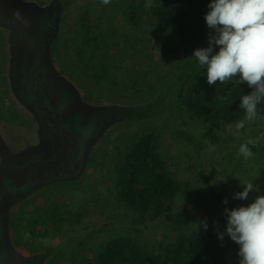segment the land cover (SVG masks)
<instances>
[{
  "label": "rangeland",
  "instance_id": "rangeland-1",
  "mask_svg": "<svg viewBox=\"0 0 264 264\" xmlns=\"http://www.w3.org/2000/svg\"><path fill=\"white\" fill-rule=\"evenodd\" d=\"M23 1L59 12L57 35L50 44V59L54 72L71 83L86 109L150 108L151 111L142 118L121 111L119 118L99 134L86 168L78 178L45 185L12 204L5 219L10 249L28 262L41 258L40 264H67L63 258L69 257V248L91 231H97L94 236L105 242L110 235L122 233L127 236L140 229L142 243L159 250L163 235L169 234L168 240L176 236L167 227L168 214L194 209L197 216L187 230L196 228L193 223L207 219V229H216L215 225L220 229L214 233V239L223 252L224 264H239L238 245L227 236L221 241L217 233L225 229L224 208H234L232 203L237 200L233 195L243 190L242 181H253L255 185L248 202L264 193V180L257 182L264 170V156L254 154L245 159L239 154L240 145L248 141H252L250 145L264 147V124H261L264 107L256 120L242 119L240 122L244 127L239 130L235 125L222 126L216 131L195 129L194 120L179 109L177 92L187 74L198 64L192 59L175 68L179 47L158 36L153 26L155 20L144 13L140 0H110L108 4L102 0ZM125 19L133 21L134 25L128 28ZM82 25L102 36L104 45L98 50L90 47L81 54L76 53L72 49L73 39L81 40L85 33ZM8 33L0 28V139L9 150L7 158L28 151L38 142L39 136L34 116L21 104L16 97L18 90L11 85L12 54L8 48ZM104 52L108 56L114 55L115 62L127 69L125 79L118 85L113 84L114 78L97 81L93 77L96 67L89 59L93 54L102 56ZM154 130L164 133L163 153L182 156L190 167L191 177L202 181L201 171L211 170L204 157L212 150L221 154L218 160L222 162L223 173L216 171L207 177L223 199H228V205H220L204 192L206 198L201 202L188 198L169 207L161 216L152 219L147 215L143 221L118 201L114 184L109 181L106 164L110 158L105 156L106 153L119 149L120 139L125 134L142 136ZM233 140L236 143H232ZM231 152L235 158L227 155ZM171 173L176 175L177 171L172 169ZM255 176L257 178L253 179ZM241 202L238 200V206ZM50 203L72 212L80 209L81 220L73 226L47 223V236L36 237L28 225L33 214ZM44 232L41 229L40 234Z\"/></svg>",
  "mask_w": 264,
  "mask_h": 264
},
{
  "label": "trees",
  "instance_id": "trees-1",
  "mask_svg": "<svg viewBox=\"0 0 264 264\" xmlns=\"http://www.w3.org/2000/svg\"><path fill=\"white\" fill-rule=\"evenodd\" d=\"M209 2L140 0L144 13L155 20L153 26L158 36L179 47L175 68L194 59L191 56L195 49L205 47L209 30L204 15ZM125 23L128 28L134 25L127 19ZM82 27L85 33L81 40L73 39L75 44L72 49L76 53L81 54L90 47L98 50L104 45L102 36L94 34L88 26ZM89 63L96 67L93 77L97 81L114 78L113 84L118 85L125 79L126 67L117 64L112 54H93ZM249 91L247 84L239 83L238 78L224 84L217 82L216 85H209L206 70L198 65L179 87L177 100L182 113L194 120L195 129L216 131L222 126L236 125L245 118V112L240 108V97ZM149 109L114 108L118 112L128 111L129 116L137 118L148 116ZM261 124H264V118ZM120 142L119 149L105 155L110 158L106 164L109 181L114 184L118 201L143 221L147 215L152 219L161 216L169 207L188 198L201 202L206 198L204 192L224 205L222 194L215 190L205 170L201 171L203 181L191 177L190 167L182 156L163 153L165 138L162 131L154 130L142 136L125 134ZM249 147L253 155L264 156V147ZM172 169L177 171L176 175L171 173ZM81 216L80 209L72 212L50 203L33 214L28 227L34 236L45 237L47 223L73 226L81 220ZM196 216L194 209L168 214L167 227L176 236L168 240L170 235H163L159 250L142 243L140 229L127 236L122 233L110 235L105 242L94 236L97 231H91L69 248L70 255L63 260L67 264H224L223 252L214 239V233L220 231L216 225V229L204 230L200 227L198 231L196 228L187 230ZM41 229L45 230L43 234H40Z\"/></svg>",
  "mask_w": 264,
  "mask_h": 264
},
{
  "label": "clouds",
  "instance_id": "clouds-1",
  "mask_svg": "<svg viewBox=\"0 0 264 264\" xmlns=\"http://www.w3.org/2000/svg\"><path fill=\"white\" fill-rule=\"evenodd\" d=\"M207 8V46L195 49L191 57L206 70L209 85L233 78L247 84L250 91L240 97V108L247 121H254L264 107V0H210ZM235 127L239 130L244 124L238 122ZM250 144L252 141L240 145L239 154L245 159L253 155ZM242 185L243 190L233 198L247 201L255 185L253 181ZM222 203L228 205L229 201L225 198ZM223 215L225 229L217 233L218 239L227 236L238 245L239 264H264V195L245 205L225 207ZM193 224L197 231L208 228L207 219Z\"/></svg>",
  "mask_w": 264,
  "mask_h": 264
},
{
  "label": "flooded vegetation",
  "instance_id": "flooded-vegetation-1",
  "mask_svg": "<svg viewBox=\"0 0 264 264\" xmlns=\"http://www.w3.org/2000/svg\"><path fill=\"white\" fill-rule=\"evenodd\" d=\"M58 20L59 12L56 10L39 8L23 0H0V28L9 32L7 35L8 48L12 54L11 85L12 88L18 90L16 97L21 104L29 109L39 128L38 142L22 155L8 157L11 164L20 165L31 158L48 159L53 157V143L38 113L40 103L34 97L38 91L42 93V97L46 98V103L50 108L62 109L63 122L72 127L75 123L84 125L89 121L90 116L101 118L102 114L99 112L104 111L86 109L71 83L54 72L50 59V44L57 35ZM39 86H41L40 89H38ZM70 94L75 97L76 102L70 100L71 106H64L63 103L68 96L71 97ZM77 116H81L79 121ZM95 121L99 123V120L95 119ZM95 142L96 140H93L87 146L83 171ZM8 154L9 150L2 145L0 139V157ZM17 201L18 197L5 195L0 201L1 216L3 215L6 219L11 205ZM13 257L20 258L18 254ZM41 260V258H37L28 264H40Z\"/></svg>",
  "mask_w": 264,
  "mask_h": 264
},
{
  "label": "water",
  "instance_id": "water-1",
  "mask_svg": "<svg viewBox=\"0 0 264 264\" xmlns=\"http://www.w3.org/2000/svg\"><path fill=\"white\" fill-rule=\"evenodd\" d=\"M40 88L41 86L38 87V89ZM70 96L65 99L64 106H71L70 100L76 102L75 97L71 94ZM34 97L40 103L38 113L53 143V157L48 159L31 158L16 165L11 164L6 156H1L0 201L5 195L19 199L40 187L59 180L69 181L78 178L83 173L88 144L97 140L106 126L119 118L120 112L117 110L100 111L101 118L90 116L89 121L84 125L75 123L72 127L63 122L62 109L50 108L40 91L34 94ZM80 119L81 116H77V120ZM95 119L99 120V123ZM8 245L5 218L0 214V264H28V261L23 258H14L16 253Z\"/></svg>",
  "mask_w": 264,
  "mask_h": 264
},
{
  "label": "crops",
  "instance_id": "crops-1",
  "mask_svg": "<svg viewBox=\"0 0 264 264\" xmlns=\"http://www.w3.org/2000/svg\"><path fill=\"white\" fill-rule=\"evenodd\" d=\"M232 126H234V125H232ZM232 143H236L234 140L232 141ZM206 147V145L204 146V148ZM210 151V150H209ZM207 154V153H206ZM233 154H234V152H233ZM227 155H229V156H232V152L231 153H229V154H227ZM221 156V154L218 152V151H210V154H208L207 156H206V158L204 157V161L206 162V163H208L209 165H210V168H211V170H207L206 172V174H215V172L216 171H218L219 173L220 172H222L223 173V165H222V162H219V157ZM233 157V156H232ZM233 158H235V157H233ZM262 172V171H261ZM226 177H228V176H226ZM227 180H231L230 178H227ZM243 180V179H242ZM264 180V170H263V172H262V176H260V178L257 180V182L258 181H263ZM229 183H230V181H228ZM243 183H245V182H243L242 181V184ZM226 190V189H225ZM230 193H231V191H229ZM251 194H253V193H250V195ZM249 195V196H250ZM263 195H264V193H263ZM248 203H251V202H248V200L247 201H242L241 202V204L240 205H245V204H248ZM232 205L234 206V207H237L238 205H239V203H238V200H237V203L236 202H233L232 203Z\"/></svg>",
  "mask_w": 264,
  "mask_h": 264
}]
</instances>
